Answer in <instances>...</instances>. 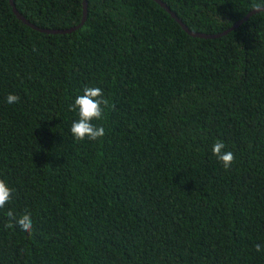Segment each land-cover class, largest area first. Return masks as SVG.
Returning a JSON list of instances; mask_svg holds the SVG:
<instances>
[{
    "label": "trees",
    "instance_id": "1",
    "mask_svg": "<svg viewBox=\"0 0 264 264\" xmlns=\"http://www.w3.org/2000/svg\"><path fill=\"white\" fill-rule=\"evenodd\" d=\"M0 264H264V10L0 0Z\"/></svg>",
    "mask_w": 264,
    "mask_h": 264
},
{
    "label": "water",
    "instance_id": "2",
    "mask_svg": "<svg viewBox=\"0 0 264 264\" xmlns=\"http://www.w3.org/2000/svg\"><path fill=\"white\" fill-rule=\"evenodd\" d=\"M156 3H158L159 6L163 7L165 9V11H167L169 13V15L179 24V26L190 36H194V37H202V38H215V37H219L222 34H224L225 32H227L230 29H233L235 26H237L240 22H242L243 20H245L249 15L256 13L258 11L264 10V6L261 7H255L253 9H251L250 11H248L240 20L236 21L235 23H233V25H231L229 28L225 29L224 31L220 32V33H198V32H190L189 30H187V28L185 27V25L176 17V15L171 12L163 2H161L160 0H153ZM10 6H11V10L14 13V15L16 16L17 19L21 20L24 24H26L27 26H29L32 29H35L37 31L40 32H45V33H68L73 31L74 29H77L83 22L84 18H85V0H81V5H82V16L80 19L79 24L69 27V28H65V29H45V28H39L36 27L32 24H30L26 19H24L14 8L13 3L11 0H8Z\"/></svg>",
    "mask_w": 264,
    "mask_h": 264
}]
</instances>
